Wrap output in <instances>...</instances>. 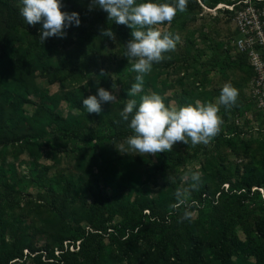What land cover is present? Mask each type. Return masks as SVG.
<instances>
[{
	"label": "trees",
	"instance_id": "obj_1",
	"mask_svg": "<svg viewBox=\"0 0 264 264\" xmlns=\"http://www.w3.org/2000/svg\"><path fill=\"white\" fill-rule=\"evenodd\" d=\"M222 1L201 0L207 7ZM90 2L60 0L61 10L77 12L80 24L65 29L64 38L53 36L42 44L41 25L25 23L20 0H0V264H264V118L258 111L247 117L253 102L240 97L254 72L246 53L234 50L236 31L224 49L199 62L190 54L198 45L195 32L188 30L187 44H176L154 63L144 77V91L134 97L139 102L140 95L159 94L157 80L171 65L180 73L178 106L216 102L223 86L214 78L204 83L199 76L208 70L238 91L235 105L220 106L223 123L209 144H184L195 156L203 151L204 158L200 184L189 199L191 218L181 220L185 209L172 207L174 193L192 182L169 174L188 154L172 150L147 158L116 150L132 134L126 122H114L133 98L127 91L135 82L134 62L123 56L131 29L108 22L105 11L89 9ZM197 16L212 14L198 0H188L185 12L160 25L180 29ZM109 27L115 51L109 50L113 39L100 32ZM101 69L107 74L101 76ZM39 76L60 83V90L40 93ZM113 80L123 89L119 103H102L101 113H86L82 100ZM62 102L77 112L61 115ZM28 104H33L30 113ZM255 126L258 134L246 137ZM54 139L63 140L60 152L73 156L74 171L49 175L50 166L40 164ZM23 154L29 157L22 162L25 170L18 163ZM150 180L164 184L153 187ZM24 186L43 192L25 197Z\"/></svg>",
	"mask_w": 264,
	"mask_h": 264
},
{
	"label": "clouds",
	"instance_id": "obj_2",
	"mask_svg": "<svg viewBox=\"0 0 264 264\" xmlns=\"http://www.w3.org/2000/svg\"><path fill=\"white\" fill-rule=\"evenodd\" d=\"M19 13L27 25H41L39 39L42 44L50 37L64 38L65 29L79 26V14L75 11H62L60 0H20ZM188 0H175L171 3H158L156 0H91L89 9L99 7L107 13V21L125 25L131 29L129 39L123 53L128 60H133L130 71L136 73L135 82L127 91L128 97L119 113V124L126 122L131 135L116 150L121 154L135 153L141 156L157 155L170 152L178 143L191 144L192 147L207 145L219 134L222 118L218 115L220 106L226 109L235 105L238 91L231 84L225 83L215 103L197 101L193 104L166 106L163 97L156 93L140 95L139 102L134 97L144 91V77L150 73L154 63L162 62L165 53L173 51L179 37L171 32H162L156 25L167 22L171 24L177 12L187 10ZM101 36L115 39L111 28L100 29ZM103 69L100 75H106ZM97 85L99 79L96 80ZM117 85L113 80L111 85ZM116 95L103 87L97 86L95 95H88L82 100L86 113H101L102 103L116 102ZM185 179L191 180L188 188H178L175 193L174 209L184 206L181 220L190 219L188 210L191 191L197 190L201 181L198 171L188 169ZM192 204L195 201L191 202Z\"/></svg>",
	"mask_w": 264,
	"mask_h": 264
},
{
	"label": "rangeland",
	"instance_id": "obj_3",
	"mask_svg": "<svg viewBox=\"0 0 264 264\" xmlns=\"http://www.w3.org/2000/svg\"><path fill=\"white\" fill-rule=\"evenodd\" d=\"M228 20L225 18L223 15H212L211 17L209 16H202L199 17L197 16L195 21L193 22H188L184 28H177V26H172V25H160L159 29L164 32H171L174 35L179 37V40L176 42L179 46L183 47L185 44H187L184 41V36L187 34V31L194 30L195 32V38L197 39V48L194 49L193 51L191 50L190 54L195 55L199 62H202L206 57L211 56L214 53L219 52L222 48L224 49L226 47V41L234 36V28L232 25V22L228 20L227 23H224V21ZM201 34V35H200ZM128 41V40H127ZM127 41L123 42V45L125 46ZM189 46V45H186ZM109 50L115 51L118 48L117 45V40L114 39L111 43H109ZM130 60V59H129ZM134 62L133 60H130ZM109 68L111 66L109 65ZM205 76H199L200 78L204 79V83H206V79H211L214 78L215 84L216 85H221L223 86L225 84V81L222 80L223 78L219 77L218 75H215L213 71H205L204 72ZM180 76V73L177 71V67L175 65H171L169 67H165L162 74L159 76L157 80V87L160 90V95L164 99V103L166 106H178L176 97L179 96V91H180V86L177 83V78ZM219 79H218V78ZM114 79V77H113ZM38 87L40 88V93H47V94H52L56 91L60 90V83L55 82L53 84H50L47 80H45L42 77H37L36 79ZM112 85V84H111ZM111 85L109 87H103L106 90L113 92L116 95L117 101L114 102L113 104L108 103L110 106L117 105L122 98L123 95V89L120 84H116L117 87L115 90L112 89ZM208 88L211 87V85H207ZM151 92V90L149 91ZM241 98L244 100L249 99L248 95V88L246 87L243 91V93L240 94ZM246 98V99H245ZM33 100H38L37 97H33ZM244 103H243V108H244ZM27 112L30 113L33 110V104H28L26 106ZM58 112L61 115H66L69 111L72 112H77L74 109H70L69 106L62 102L58 106ZM255 111L254 108H250L249 110H246L247 117L251 118L253 116V112ZM245 114V111H244ZM242 132L244 133V127H241ZM251 134L255 135L258 134L256 130L253 132H249L246 134V137H249ZM264 134V132H263ZM123 141L119 142L116 144V146L119 148V145L123 143ZM51 147L46 148L45 151L43 152V156L40 159V164H47L50 166L49 170V175L57 174L58 172L62 173H68L71 171H74V158L71 154H65L63 152H60L62 149V143L63 140L60 139H54L50 140ZM173 151L179 152L182 154L187 153L188 154V160L176 167L172 172H170L169 176L176 180L180 179L182 182L185 180V172L188 169H192L193 171H198L201 172L200 170V161L203 160L204 155L203 151L199 152L194 155V151L191 148H185L184 143L178 142L173 146ZM227 158L231 162H237L235 159L234 155L232 152L225 149ZM147 158H152L153 155H145ZM28 155L23 154L18 163L21 164L20 169L25 170V165L22 163L24 160H28ZM2 157L0 158L1 161ZM162 180L159 181H152L150 180V185L153 187H156L158 185H163ZM42 189L36 188V187H29V186H24L23 188V194L26 195L25 197H36L37 194L42 193ZM29 194V195H28ZM200 217L202 221L206 218V213L202 212L200 214ZM137 254V252H136Z\"/></svg>",
	"mask_w": 264,
	"mask_h": 264
},
{
	"label": "built area",
	"instance_id": "obj_4",
	"mask_svg": "<svg viewBox=\"0 0 264 264\" xmlns=\"http://www.w3.org/2000/svg\"><path fill=\"white\" fill-rule=\"evenodd\" d=\"M198 2L204 12L212 15L223 12L231 19L236 31L232 40L234 50L246 53L254 72L247 86L249 100L264 118V0H225L214 7H207L201 0ZM253 129H258V126ZM260 129L264 132V123Z\"/></svg>",
	"mask_w": 264,
	"mask_h": 264
}]
</instances>
